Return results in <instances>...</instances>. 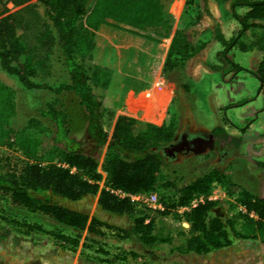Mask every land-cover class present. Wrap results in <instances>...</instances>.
Returning <instances> with one entry per match:
<instances>
[{
    "label": "trees",
    "instance_id": "trees-1",
    "mask_svg": "<svg viewBox=\"0 0 264 264\" xmlns=\"http://www.w3.org/2000/svg\"><path fill=\"white\" fill-rule=\"evenodd\" d=\"M32 1L0 0V69L14 76L25 90L47 91L51 99L36 111V116L19 126L16 92L0 81V148H14L27 159L18 172L0 171V194L26 212L44 216L72 231L73 236L50 234L60 245L69 244L71 252L79 245L80 233L88 221V213L78 210L75 204L98 192V209L112 216L127 217L129 229L120 230L123 237L148 251L167 245L171 252L208 255L238 240L259 239L264 243V198L251 194L215 168L187 183H182L180 176L170 177L165 173L164 152L176 138L172 125L156 126L123 115L115 117L102 104L110 72L91 63L94 31L112 21L118 26L168 38L174 24L169 7L174 0ZM197 1L201 7L195 21L182 22L174 32L163 70L166 80L169 73L204 49L203 45L195 47L188 33L205 12L211 19L206 7L208 0ZM225 1L238 30L225 39L220 26L212 22V40L222 47L216 54L220 65L207 62L204 65L222 77L240 72L251 75L264 99V0ZM10 4L21 8L6 14ZM248 34L254 39L245 45L241 39ZM235 47L241 52L256 50L263 57L247 71L233 62L231 52ZM53 51L67 80L51 86L40 78L49 70ZM158 99L159 107L166 104V100ZM151 100L148 94L139 102ZM73 103L85 118V143L72 137L69 106ZM211 132L213 146L220 138L238 141L240 147L241 138L231 137L223 128L216 127ZM103 147L106 153L101 167L106 175V189L98 191L95 155ZM156 186L171 193L178 208L188 206L195 197L208 196L214 186L222 187L228 196L236 194L237 202L245 210L239 215L241 227L237 230L235 220L224 221L216 216L213 213L216 203L204 200L182 213L188 229L172 237L161 221L162 212L149 215L147 209L112 193H147ZM96 224L99 222L91 219L89 232Z\"/></svg>",
    "mask_w": 264,
    "mask_h": 264
},
{
    "label": "rangeland",
    "instance_id": "rangeland-1",
    "mask_svg": "<svg viewBox=\"0 0 264 264\" xmlns=\"http://www.w3.org/2000/svg\"><path fill=\"white\" fill-rule=\"evenodd\" d=\"M32 2H36V0ZM199 7L201 5L197 0H174L169 7V13L174 19V30L182 22L192 24ZM206 7L211 19L205 12L200 22L191 25L188 29L192 44L195 47L203 45L204 49L192 57L189 62L178 66L167 75V83L173 91L174 98L172 107L174 110L171 117H167V122L174 128L176 138L182 135L199 137L210 144L215 141L211 131L216 127L228 124V122L221 120L231 119L234 123H229L231 131L234 129L243 130L244 127L248 126L247 123L243 125L236 121L237 116L242 114V111L236 114V110L229 108L219 112V108L231 102L250 100L255 96L259 85L255 78L246 73H244L246 77L225 85H210L214 78L217 80L218 72L213 71L215 76L204 78L202 73L206 71L201 67L202 62L220 65L215 54L221 52L222 47L216 48L212 45V22L214 21L220 26L227 39L233 37L238 30V25L232 19L225 0H208ZM20 8L10 4L7 6L6 14L15 13ZM106 24L105 27L109 29H119L150 39L156 37L149 31H135L118 26L112 21H108ZM253 39L254 36L248 34L241 41L245 45H249ZM231 53H236L235 61L240 62L242 60L248 70H252L263 57L262 53L256 50L241 52L237 47ZM241 53L249 54L245 56ZM91 63L94 64L92 59ZM48 64L49 70L40 79L43 78V81L51 86L67 80L57 61L55 51L49 57ZM222 78L220 75V79ZM0 81L16 92L17 123L19 126L23 125L29 118L36 116V111L43 108L45 103L51 99V95L47 91L25 90L14 76L5 74L1 69ZM67 104L69 105V102ZM69 114L72 118V137L85 143L87 137L83 113L73 103L69 106ZM111 132L112 128H110L109 135ZM263 137L264 131L260 133L258 138V141L262 143H256V139L252 137L247 140L240 137L242 142L239 148L237 147L238 141H222L218 138L215 146L210 149L207 145L198 154L177 153L167 150L164 152L167 163L165 173L170 177L180 176L182 183H187L209 169H219L251 194L264 198ZM105 153L106 147H103L95 155L97 160L96 173L99 177L98 191L105 189L106 175L101 167ZM26 162L25 156L16 149L0 148V171L3 173L18 172ZM153 191H157L162 197L163 210L161 212L163 214L160 215L161 221L170 235L175 237L178 232L187 231L188 225L182 217V213L178 212L179 208L173 202L174 198L171 193L159 186H156ZM98 194L75 204L78 210L88 213V221L85 229L80 233L79 245L73 252L68 250L69 244L60 245V242L50 235L63 233L73 236L72 231L62 228L44 216L26 212L12 204L8 196L0 194V264H163L159 260L163 253H168L169 246L160 245L159 249L148 251L132 239L124 238L120 230L129 229L127 217H116L101 212L97 207ZM208 197L216 203L213 213L224 221L235 220V227L239 230L241 227L239 215L243 214L245 210L237 202L236 194L228 196L224 188L214 186ZM147 213L153 216L156 214L149 210ZM93 218L99 224H96L93 230L89 232L88 227ZM133 253L137 256H132Z\"/></svg>",
    "mask_w": 264,
    "mask_h": 264
},
{
    "label": "crops",
    "instance_id": "crops-1",
    "mask_svg": "<svg viewBox=\"0 0 264 264\" xmlns=\"http://www.w3.org/2000/svg\"><path fill=\"white\" fill-rule=\"evenodd\" d=\"M106 25L101 24L94 31V47L91 52L93 63L110 72L109 83L103 91V106L112 110L116 117L123 115L156 126L168 125L167 117L170 118L174 110L172 108L174 98L173 91L164 78L163 70L175 32L174 28L168 38L150 39L119 29H109L105 27ZM224 37L227 39L225 34ZM212 45L216 48L220 47L215 41ZM235 54L232 53L233 62L248 70L242 60L235 61ZM248 54L241 53L245 56ZM204 64L205 62L201 64V67L206 71L202 73L204 78L215 76L216 74H213V71ZM244 75V72H240L235 75L228 74L226 75L229 76L228 78L225 76L220 79L219 73L216 75L217 80L214 78L210 85L231 84L246 77ZM155 92H157V96L154 95ZM148 94L151 95V101L139 102L142 96ZM259 94L257 90L253 98L246 100L240 106L232 107L236 110V114L242 111L236 121L239 124H248L246 128H243V132L240 129L239 131L229 129V123H232L231 119L221 120L228 124L220 128H223L231 137L240 136L246 140L252 137L256 139V143H260L258 138L264 131V99L263 95ZM158 98L166 100V104L159 107ZM240 101L220 106L219 112L229 109L228 106L235 105ZM159 261H162L163 264H264V243L259 239L238 240L232 246L208 255L168 251V253H163Z\"/></svg>",
    "mask_w": 264,
    "mask_h": 264
},
{
    "label": "built area",
    "instance_id": "built-area-1",
    "mask_svg": "<svg viewBox=\"0 0 264 264\" xmlns=\"http://www.w3.org/2000/svg\"><path fill=\"white\" fill-rule=\"evenodd\" d=\"M112 193L120 199H128L131 203L135 204L138 208L139 207L146 208L152 213L161 212L163 210L162 198H161V195L157 191H151L147 193H137V194H127L121 191H112ZM204 200L212 201V199L208 196L195 197L192 201H190L188 206L179 208L178 212L179 213L189 212L190 210L197 207Z\"/></svg>",
    "mask_w": 264,
    "mask_h": 264
},
{
    "label": "flooded vegetation",
    "instance_id": "flooded-vegetation-1",
    "mask_svg": "<svg viewBox=\"0 0 264 264\" xmlns=\"http://www.w3.org/2000/svg\"><path fill=\"white\" fill-rule=\"evenodd\" d=\"M208 144L209 142L199 137H186L185 135H182L175 138L174 142L168 147L167 150L175 151L177 153H196L201 149L207 147Z\"/></svg>",
    "mask_w": 264,
    "mask_h": 264
},
{
    "label": "water",
    "instance_id": "water-1",
    "mask_svg": "<svg viewBox=\"0 0 264 264\" xmlns=\"http://www.w3.org/2000/svg\"><path fill=\"white\" fill-rule=\"evenodd\" d=\"M213 147V142H211L210 144H208V148H212ZM201 152V150L200 151H198V152H196V154H198V153H200Z\"/></svg>",
    "mask_w": 264,
    "mask_h": 264
}]
</instances>
